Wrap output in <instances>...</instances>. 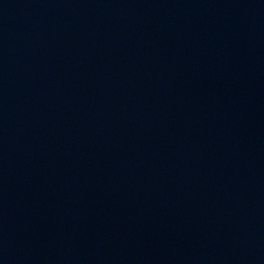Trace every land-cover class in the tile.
I'll return each instance as SVG.
<instances>
[{"label":"water","instance_id":"obj_1","mask_svg":"<svg viewBox=\"0 0 264 264\" xmlns=\"http://www.w3.org/2000/svg\"><path fill=\"white\" fill-rule=\"evenodd\" d=\"M0 264H264V0H0Z\"/></svg>","mask_w":264,"mask_h":264}]
</instances>
